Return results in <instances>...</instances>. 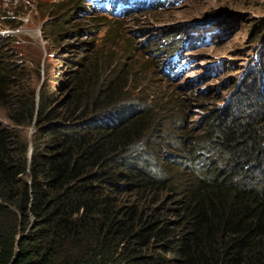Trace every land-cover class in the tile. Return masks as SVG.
<instances>
[{"label": "trees", "instance_id": "1", "mask_svg": "<svg viewBox=\"0 0 264 264\" xmlns=\"http://www.w3.org/2000/svg\"><path fill=\"white\" fill-rule=\"evenodd\" d=\"M8 47L0 264H264V69L192 138L121 105L89 44L37 84Z\"/></svg>", "mask_w": 264, "mask_h": 264}, {"label": "rangeland", "instance_id": "2", "mask_svg": "<svg viewBox=\"0 0 264 264\" xmlns=\"http://www.w3.org/2000/svg\"><path fill=\"white\" fill-rule=\"evenodd\" d=\"M0 38L34 84L37 70L41 81L61 77L74 47L89 44L120 80L121 105L148 107L157 120L168 113L165 127L180 123V134L192 137L264 69V0H175L119 20L82 0H0Z\"/></svg>", "mask_w": 264, "mask_h": 264}, {"label": "clouds", "instance_id": "3", "mask_svg": "<svg viewBox=\"0 0 264 264\" xmlns=\"http://www.w3.org/2000/svg\"><path fill=\"white\" fill-rule=\"evenodd\" d=\"M82 1L87 5V7H89V8L92 9V10H94V9L88 4L87 1H84V0H82ZM160 1H163V0H156V2H153V3H152L150 6H148V7H153L155 4L160 5V4H161ZM164 6H165V5H164ZM143 8H147V7H144V5H141V6L135 7L134 10H131L128 14H126V15H124V16H121V17H115L114 15H111V14L108 13V12H103V11H100V10H99V11L94 10V11L101 12V13H105V14H109V15H111L112 18L119 20V19H124V18H126L127 16H129L130 14H132V13H134V12H138V11H140V10L143 9ZM179 51H180V49L173 50V51L171 52V53H172V56L169 58V60H174L175 63H178V62H179V56H178V52H179Z\"/></svg>", "mask_w": 264, "mask_h": 264}]
</instances>
